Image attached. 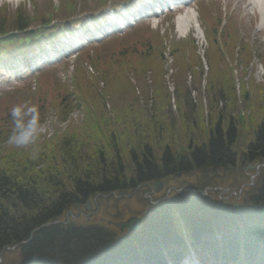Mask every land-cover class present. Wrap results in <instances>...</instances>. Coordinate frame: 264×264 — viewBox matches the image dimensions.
<instances>
[{"label":"trees","instance_id":"obj_1","mask_svg":"<svg viewBox=\"0 0 264 264\" xmlns=\"http://www.w3.org/2000/svg\"><path fill=\"white\" fill-rule=\"evenodd\" d=\"M216 22L218 26H221L220 19ZM17 23H21L19 19L17 22H12L14 25ZM8 27L9 24L0 23V33L3 28ZM215 33L216 31L209 27V42L217 48L219 55V61L205 56L210 70L214 69L206 80L210 108L215 107L216 103L222 99L235 102L234 89L230 90L231 87L226 84L232 78L228 75V73L231 74L229 68L232 67L228 66L224 57L229 56L230 61L235 65L234 68L237 69L247 68L251 60V51L247 44L240 40L238 44L234 41L232 46H230L231 42H221L219 45V39ZM229 39L232 40V35ZM116 46L119 47L120 44L117 43ZM119 54L116 53L108 58L118 60ZM123 63L121 60L119 67ZM133 64L130 60L129 65ZM119 67L115 73H121ZM193 67L203 71L200 63ZM127 71L133 74L135 80L137 79V72L132 71L131 68ZM125 72L112 77L117 81V85H115L116 81L109 79L107 73L103 78L105 82L107 81L108 88L113 90L111 94L108 93L113 108L114 120L112 121H120L123 124V128L118 132L123 144L117 139V132L110 129L114 124L105 117L102 98H99L97 102L101 105H96L97 114L94 115L89 111L90 115L87 116L90 125L70 126L68 133L56 139V143L53 144L56 146L55 149L48 150L47 141L42 140L34 146L39 149L35 156L31 153L29 158L17 152L12 155L10 162L0 161V253L2 251L5 253V248L25 242L30 232L63 216V213L74 203L84 204L96 194L106 195L119 189H134L139 184L152 179L151 174L157 168L153 158V147L154 142L160 141L157 136L159 132L163 136L171 137L190 128L195 130L194 128H199L201 125L199 129L205 133L201 112L198 111V120H200L198 123L195 119L196 105L192 104L189 89L182 85L184 83L182 78L181 82L175 84L173 96L177 111L174 114L168 100L169 93L162 90L163 73L159 74L160 77L152 76L154 84L151 86L157 93V97H153L152 104L154 103L155 111L154 115H150L148 109L144 112L139 109V98L133 94V86L128 87L125 82L127 78H123ZM192 76L196 85L200 75L194 72ZM112 81L115 86L110 84ZM74 87L76 90L77 84H74ZM221 87H226L227 90ZM240 87L244 94V83ZM130 88L131 95L128 92ZM218 88H221L225 95L218 94ZM75 93L76 91L65 89L60 97L54 98L58 101L60 111L68 113L74 108L84 107L83 110L85 109L89 103L86 99L88 97L78 98V94L75 95ZM72 96L76 102L69 104ZM245 98L247 94H244L246 101ZM22 99L34 100L35 98L23 93L20 96L5 95L0 99V105L19 102ZM34 105L38 107L39 114L42 116L46 110L44 102ZM14 106L0 107V122H2L0 125L13 126L10 110ZM210 113L209 117L212 119V112ZM224 121V118H219L212 129L205 133L206 135L198 131L201 136H205L204 143L198 146L191 145L188 147L189 151L185 153L175 154L176 144L172 138L162 147L163 154L159 165L168 169L172 168L174 162L179 161L181 164L190 166L193 160L196 166L202 168L203 172L209 176L222 171L225 167L222 163L233 157L230 146L237 135L236 121L231 120L229 124ZM10 133L11 130L6 134ZM197 138L201 140L200 137L197 136ZM6 140L7 137L4 138V141ZM102 140L105 141L104 144ZM79 141L80 146H78ZM122 145L124 146L118 149ZM101 146L107 149V155L111 157L112 164L104 162V167L101 165V168L94 171L88 159L92 157L97 158L98 162L103 161L102 156L105 154H102L104 149ZM121 152L125 155H122L124 160L122 164L118 158ZM129 158L132 165L131 177L126 176L123 166ZM240 159L243 164L247 161L264 163V114L261 119L253 120L252 141L247 145L246 151L240 155ZM41 163L46 165L45 168L41 167ZM65 165H68L66 170ZM99 175L101 178L98 180ZM124 181L129 183L124 184ZM217 181L214 182L218 183ZM245 195L247 196L246 204L243 203L236 209L230 204L217 202L211 196L202 198L191 195L190 202L178 208L181 215L174 221L170 223L166 215L162 214L164 210L158 209L148 224V229L141 231L137 236L118 238L113 235L111 237L110 233L96 225L51 226L34 233V238L27 245H19L16 250L19 251L23 260L22 264H92L96 259H99L96 264H144L145 261L149 262L159 255L160 248L182 243L176 230L185 229L195 244L206 238V235L213 230L220 231L222 239L218 241L211 237L212 240L203 242L201 249L212 259L215 258L219 264H264V170L259 172L255 186L249 188ZM178 223L182 225L179 226ZM174 224H176V230H174Z\"/></svg>","mask_w":264,"mask_h":264},{"label":"rangeland","instance_id":"obj_2","mask_svg":"<svg viewBox=\"0 0 264 264\" xmlns=\"http://www.w3.org/2000/svg\"><path fill=\"white\" fill-rule=\"evenodd\" d=\"M51 1L56 3L59 1L62 2V0H35L34 4H32L28 0L25 4L26 7H21L19 9L14 8L20 3H3L2 5H0V23L7 24L12 23L13 21H17L18 19L20 20L31 18L32 14L39 13L40 10H46L47 8H49ZM211 3L212 0H208L205 4H201L199 6V9H197V7L195 6L192 7L195 10L194 13L196 17L198 12L199 20L197 19V28L199 31L196 32L190 29L191 34L189 33V35L187 37L185 36L186 38L183 40H178L181 39L179 38L180 34H176L175 36V31L174 34H170L168 39L166 40L163 39L164 37H162L161 39L153 40L155 36L148 34L147 31H140L134 36L136 38L127 42L121 41L122 45H120L119 47L112 46L109 49L91 51L90 53H88L89 56H87V59L82 60V67L77 68L78 65L74 62V65H72L71 67L69 66L66 71L58 72L57 77L62 78L65 76L67 78L66 81H62V79L55 81L54 77L52 76L45 80H42L38 86L37 91L32 95L35 98L34 100L22 99L19 102L16 101L13 103L2 104L0 105V107L3 108L5 105H17L25 101L29 102L32 105L44 102L47 111L44 113V115L40 116L43 132L39 141H47V149L52 150L56 148V146L53 145L54 143H56V139L68 133L67 130H69L70 126L81 124L84 127L90 125V121H88L87 119V116L90 115L89 111L96 115L98 112L96 111V105L99 104L97 101L99 98H102V106L105 111V117L108 120H111L109 122L114 124V126H111L110 129L117 132V136L119 138L117 136L116 137L123 144L124 142H122L120 138V133H118L121 128H123V124L120 121H112L114 120V115L113 108L111 107V102L108 98V93L111 94L113 90H110L108 88V85H106L107 81H104V75L107 73L109 79L113 80V76H118L119 74L126 71L125 74H123V78H127L125 82L128 87H130V85L133 86L132 91L134 93H132L136 96V98H139V105L137 104L139 109L142 110V112L148 109L150 115H154L155 109H153L154 103L152 104V100L153 97H157V93L151 86V84H154L152 76L160 77L159 74L163 73V76H161L162 78H164V82L162 80V90H165L167 93H169L168 100L171 111L174 114H176L177 108L171 92L174 90L176 82H181L182 78L184 82L182 85L189 89L192 104L196 105L197 114L195 119L198 123L200 121L198 120L199 112H201V121L204 126L205 133L209 132V130L212 129V126L217 122L219 118H224V122L227 124H229L231 120L235 122L233 120L234 118L239 119L237 127L238 135L237 137L235 136V141L230 147V152L235 157L233 166L234 169L231 171L224 170L225 178L223 180H219V182L223 183L228 191H231V194L234 192H238L239 189H243V196L247 193L249 188L255 186L256 181L254 180L255 178L252 179L253 175L256 173L254 168L248 169L244 172V170H242V165L239 166V160L240 155L246 151L247 145L250 143V141H252L253 120L261 119L262 115L264 114V25L260 23V19L257 15L258 13L255 9H253L252 6L249 5L248 0H213L216 11H214L212 8L207 11L206 7ZM231 8L234 15L232 16L233 18L228 21L229 17L227 15L231 13ZM210 13L216 15L217 20L219 18L223 20L221 28L219 29L221 33L216 29L215 24L213 23L214 21H212L213 15L210 17ZM180 14L182 15L183 13L181 12ZM255 16H257L256 20H258V22L255 21ZM173 17L174 14L172 15V18ZM166 18L162 17L158 18L157 20V22H160L159 25L161 34L166 32V28L168 25L171 26L174 24L173 22H170L167 25L164 22L165 20L167 22ZM202 21L203 24H206L208 21L210 23H213V30L216 31L215 35L219 39V45H221V42H231L230 46H232L234 41H236V44H238L241 40L243 41V43L247 44L248 48L251 51V60L250 62H248L247 68L245 69L241 67H239V69L234 68V63L230 61L231 58L229 56L224 57L225 61L228 62L232 67L229 68V71H231L232 75L228 73V75L232 76V78L229 79L226 84L231 87L230 90L234 89L236 95L234 103L229 100L222 99L216 103L215 107L212 106V108H210L209 106L206 93V80L209 73L211 71H214V69L210 70L205 56H209L216 61H219V55L217 48L209 42V28L201 25L200 22ZM152 23H155L156 25L155 21H153ZM228 23L233 24L227 25ZM155 25H153V27H156ZM230 35H232V40L229 39ZM215 45L217 46V44ZM117 50L119 51L116 52ZM116 53H120V57L118 60H112L108 58L109 56H113ZM134 59H136V61ZM80 60L81 58L78 60V62H80ZM98 60V63L101 64L102 67L97 63ZM121 60L124 63L119 67V63ZM130 60L133 61V65H129ZM198 63H200V67L203 70L202 72L198 67H193V65H198ZM1 67L2 66H0V90L6 89L5 87H13L14 82L10 85L5 82L6 79L2 77ZM118 67L121 70V73H115L118 70ZM104 68L106 69L105 72ZM130 68L132 71L138 73V77L136 80L134 79L133 74H130L127 71ZM182 72L184 73L182 74ZM194 72H198L200 75V79L199 81H197L198 83L196 85L194 84L192 76ZM32 76L29 77V75L26 74L25 76L21 77V79L15 81V85L18 84L19 86H21L23 81L32 78ZM20 81H22V83H19ZM113 81L110 83L112 86L118 84L116 81V84L114 85ZM242 83H244L245 88L244 94H247V98H245L246 101L244 100V94L242 93V89L240 87ZM74 84H77L76 90ZM107 88L109 89V91ZM221 88L223 90H227L226 87ZM221 88H218V94H224V91ZM65 89H70L74 92L76 91L75 95L78 94V98L88 97L86 99L89 101V103L87 106H85L84 110L80 109V111H77L76 109H72L68 113L60 111L61 108L57 105L58 101H56V99L54 98L56 96L60 97ZM128 92L129 95H131V88L130 90H128ZM75 102L76 100H71V103L69 104ZM141 106L145 107L142 108ZM210 112H212V119H210L209 117V115L211 114ZM238 115L240 116V118ZM0 124H2V122H0ZM200 126L201 125H199V128H201ZM199 128L196 127L194 128L195 130L190 128L185 132H178L171 137L168 135L163 136L162 133L159 132L157 136H159L158 139H160V141L158 140L154 142L155 145L153 147L155 167L159 168L160 166L159 162L162 159L163 145L170 141L172 138L174 139V142L176 144H174L176 146V150L174 149L175 154H179L180 152L185 153L189 151L188 147H190L191 145L198 146L204 143V135L206 134L201 132ZM9 130H12V126L0 125V138H2L0 139V161L10 162L12 155L16 154L17 152H19L18 154L22 156H31V153L33 154V148H16L10 146L7 143V140L4 141V138H8V136L10 135L6 134ZM198 131H200L204 135L201 136L200 132ZM72 133L74 135L73 131ZM195 134L200 137L201 140H199ZM104 143L105 141L102 140V144ZM179 143L180 145L178 146ZM78 146H80V141L78 143ZM123 146L124 145H122L120 148L118 147V149H121ZM102 154H105V156H102V164L100 160L99 162L96 160L97 158L91 157V160L88 159V161H90V167L92 170L95 171L97 168H101V165L103 166L104 162L106 164H112L111 157L107 155V149H104L102 151ZM120 154L121 155H119L118 158L120 160V163L122 164L124 163L122 155H125L122 152ZM130 160V158L128 160L126 159V162L123 165L125 168L126 176L128 177H131L132 172V165ZM227 164H229V162H227ZM45 166L41 163L42 168H45ZM67 166L68 165H65V170ZM259 167L260 168L258 172L264 170V163L259 164ZM231 172H234V174H231ZM232 177L233 182L231 179ZM100 178L101 175L98 176V180ZM202 180L203 178H200L198 181L189 180V184L191 186H196L197 183L203 184L201 182ZM127 183H129V181H124V184ZM114 192L116 193V191ZM144 192L145 191L141 189L136 190L135 188H129L128 194H126L128 196L120 195V197H117L116 193L114 195L115 197L112 196L105 199L96 198V200L93 199V202L97 205V208L92 203L91 210L94 214L91 217H87V213L82 212L81 209L73 210L70 207L67 211H65V213H63V216L59 218V221H61L60 224H63L62 227H65L67 225L76 227L96 225L101 227L102 230L110 233L111 237H113V235H115L116 237L118 236L117 231L107 226V221L117 222L120 219L126 220L132 216H135L136 218L142 220L144 223L148 218H150L151 216L154 217L156 215L154 214L153 216V213H155V211H150L151 208L148 202L149 199L148 197L144 196ZM214 193L216 194V192ZM232 198L234 197H230V199ZM171 211L174 210H169V212ZM162 214L165 215L166 212H162ZM16 248L17 247L15 246L14 249L12 248L10 251H8L7 254L5 251V253L0 256V264H22L23 260Z\"/></svg>","mask_w":264,"mask_h":264},{"label":"clouds","instance_id":"obj_3","mask_svg":"<svg viewBox=\"0 0 264 264\" xmlns=\"http://www.w3.org/2000/svg\"><path fill=\"white\" fill-rule=\"evenodd\" d=\"M10 118L13 126L7 143L16 148L33 146V155L38 154L34 146L43 132L38 107L27 101L17 104L10 110Z\"/></svg>","mask_w":264,"mask_h":264},{"label":"flooded vegetation","instance_id":"obj_4","mask_svg":"<svg viewBox=\"0 0 264 264\" xmlns=\"http://www.w3.org/2000/svg\"><path fill=\"white\" fill-rule=\"evenodd\" d=\"M165 166V165H164ZM187 165L186 164H179L176 165L175 167H173V173L172 174H168V169H160V168H156L153 170V173L151 174V177L154 179L159 180L162 183V187L161 189L156 192L155 190H153V192L155 194H151V200L154 202V207H157V205L163 201L166 197L167 194L174 189L173 187L178 186L181 181L184 178H194V176H192L193 174H185V169H186ZM82 208V212H86L87 213V217H91L94 213L92 212V208L88 209L85 207H81ZM88 221V220H86Z\"/></svg>","mask_w":264,"mask_h":264},{"label":"bare ground","instance_id":"obj_5","mask_svg":"<svg viewBox=\"0 0 264 264\" xmlns=\"http://www.w3.org/2000/svg\"><path fill=\"white\" fill-rule=\"evenodd\" d=\"M2 1H7V2H18L19 0H0V2ZM260 12V22H264V0H249ZM190 26V27H189ZM176 27L179 33L184 34L188 28H194L196 30V32H198V28H197V23H196V19L194 17L193 13H189L187 12L186 14L180 16L179 18L176 19ZM160 35H156L153 40H157L159 39ZM100 196H103L102 194H99ZM43 229V227H38L35 230H33L32 232L29 233L28 235V239L25 242L27 245L28 242L30 240H32L34 238L33 234L36 232H39ZM22 245V246H24ZM148 261H145L144 264H146Z\"/></svg>","mask_w":264,"mask_h":264},{"label":"water","instance_id":"obj_6","mask_svg":"<svg viewBox=\"0 0 264 264\" xmlns=\"http://www.w3.org/2000/svg\"><path fill=\"white\" fill-rule=\"evenodd\" d=\"M258 167L259 166H256V169ZM152 186L155 188L156 191H159L161 189L160 188L161 185H160V183L158 181L154 182L152 184ZM139 222L140 221L138 219L130 218V219L126 220L125 222L115 223V224H113V226L116 227L117 229H119L120 232H123L124 230H126L128 232H134V231H136L138 229ZM25 242H22L21 244H18V245H24V244H26ZM18 245H14L12 248H14L15 246H18ZM12 248H10V249L9 248H5V250L9 251ZM2 253H3V251L0 253V256L2 255Z\"/></svg>","mask_w":264,"mask_h":264}]
</instances>
